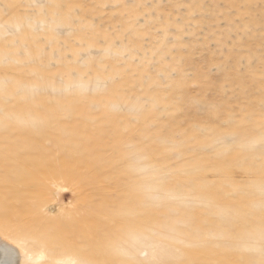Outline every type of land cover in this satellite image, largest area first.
Instances as JSON below:
<instances>
[{"label":"rangeland","instance_id":"obj_1","mask_svg":"<svg viewBox=\"0 0 264 264\" xmlns=\"http://www.w3.org/2000/svg\"><path fill=\"white\" fill-rule=\"evenodd\" d=\"M0 117L40 146L28 264H95L48 243L81 210L117 264H264V0H0Z\"/></svg>","mask_w":264,"mask_h":264},{"label":"bare ground","instance_id":"obj_2","mask_svg":"<svg viewBox=\"0 0 264 264\" xmlns=\"http://www.w3.org/2000/svg\"><path fill=\"white\" fill-rule=\"evenodd\" d=\"M27 108L29 107H26V110ZM34 108L37 109V107ZM30 115L32 120L38 119L40 116L38 111H23V116L21 118L23 119L24 116L28 118ZM0 120L2 124L6 125L5 123L7 122L5 117L4 119L0 117ZM8 130L16 135V142L7 147L0 143V231L2 232V234L0 232V264H28V261L22 260L26 250L20 243L23 238L25 239V237L29 236L36 237L39 240L42 236V231L38 230L41 228H34L35 220L33 218L29 217L28 219H23L22 215H19V212L24 215L27 214L29 206L21 205L20 200L22 197L21 194H18L17 186L26 184L29 185L26 186V188H32L30 185H32L33 182L29 179L35 176L36 180H39L40 183V146L29 139L30 134L21 123L13 128H8ZM66 157L68 156L56 158H52L51 156L48 158L45 162L46 168L44 169V176L48 178L49 176L47 177V175L51 174L54 170L56 172V169L67 173L66 176H68V174H73L75 176L74 173H78L84 168L82 159L72 156L69 158ZM44 159H46V157ZM92 164L93 162L88 165V168H91L90 166ZM35 171H37L38 175ZM78 176L76 174V177ZM57 177L55 176V178ZM41 179H43V177ZM45 179L44 181H46ZM21 191H23V189H21ZM25 195L29 196L27 193L24 194L23 197ZM18 196L21 197L19 200L20 203L18 202V204H16L17 202L14 203V198ZM31 197L33 198L35 196ZM38 202L40 203V200ZM101 217L102 216L98 213L88 215L86 210L72 213L68 219L69 222L65 226H62L61 229L53 235V238L49 239L48 243L57 244L59 249L67 252L69 255L74 254L76 256L77 254L78 256L79 254L80 257H85L84 259H87L86 257H91L87 260H96L95 264H117L114 258L118 256L114 257L112 255L113 252H110V254L103 246L105 240L113 238V234L112 232H108L105 226L106 224L101 221ZM37 221L38 220H36V222ZM69 255H67V257Z\"/></svg>","mask_w":264,"mask_h":264}]
</instances>
